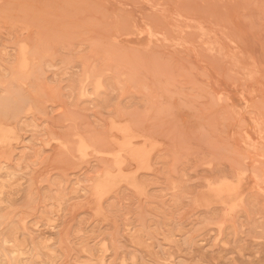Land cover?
Returning a JSON list of instances; mask_svg holds the SVG:
<instances>
[{
  "label": "rangeland",
  "instance_id": "rangeland-1",
  "mask_svg": "<svg viewBox=\"0 0 264 264\" xmlns=\"http://www.w3.org/2000/svg\"><path fill=\"white\" fill-rule=\"evenodd\" d=\"M0 264H264V0H0Z\"/></svg>",
  "mask_w": 264,
  "mask_h": 264
},
{
  "label": "bare ground",
  "instance_id": "bare-ground-1",
  "mask_svg": "<svg viewBox=\"0 0 264 264\" xmlns=\"http://www.w3.org/2000/svg\"><path fill=\"white\" fill-rule=\"evenodd\" d=\"M26 49H27V48H26ZM21 62H22V61H21ZM8 128H9V127H8ZM109 132H110V131H109ZM114 134H115V133H114ZM115 135H116V134H115ZM116 136H117V135H116ZM120 142H121V141H120ZM122 142H123V141H122ZM130 142H131V141H130ZM118 144H119V143H118ZM121 144H122V143H121ZM122 146H125V145L122 144ZM126 146H127V145H126ZM117 148H118V146H117ZM122 148H123V147H122ZM110 149H111V148H110ZM115 149H116V147H115ZM115 149H114V150H115ZM118 150H120V149H118ZM131 150H132V149H131ZM116 152H117V151H116ZM122 152H123V151H122ZM112 154H113V153H112ZM119 154H120V153H119ZM119 154H118V155H119ZM140 154H142V153H139L138 156H140ZM107 155H108V153H107ZM115 155H116V153L114 154V157H116ZM122 155H123V154H122ZM122 155H121V156H122ZM132 155H133V154H132ZM132 155H131V156H132ZM134 156H136V155L134 154ZM141 156H142V155H141ZM114 157H113V158H114ZM113 158H112V159H113ZM134 158H135V157H134ZM138 158H139V157H138ZM138 158H137V159H138ZM116 159H117V158H116ZM107 160H109V159H107ZM138 160H139V159H138ZM140 160H141V159H140ZM112 161L114 162L115 160H112ZM136 161H137V160H136ZM136 161L134 160V162L137 164L139 161H138V162H136ZM124 162H125V161H124ZM120 163H121V162H120ZM138 164H139V163H138ZM121 165H123V164H121ZM113 166H114V165H113ZM117 166H118V165H117ZM119 167H121L120 164H119ZM106 171H107V170H106ZM119 171H120V170H119ZM115 173H117V172H115ZM128 174H129V173H128ZM120 175H121V174H120ZM123 175H124V174H123ZM121 176H122V175H121ZM128 176H129V175H128ZM119 177H120V176H119ZM124 178H125V177H124ZM119 179H120V178H119ZM125 179H126V178H125ZM127 179H128V178H127ZM120 180H121V179H120ZM101 181H102V180H101ZM127 181H128V180H127ZM106 182H107V181H106ZM125 182H126V181H125ZM102 183H103V182H102ZM102 183H101V184H102ZM129 183H130V182H129ZM104 184H105V183H104ZM106 184H107V183H106ZM97 206H98V205H97ZM96 210H97V209H96Z\"/></svg>",
  "mask_w": 264,
  "mask_h": 264
}]
</instances>
